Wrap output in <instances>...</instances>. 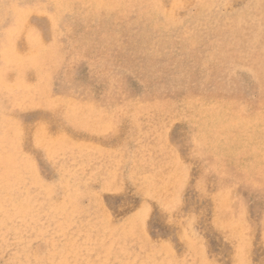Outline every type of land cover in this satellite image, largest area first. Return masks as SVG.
Returning a JSON list of instances; mask_svg holds the SVG:
<instances>
[{
  "label": "rangeland",
  "instance_id": "1",
  "mask_svg": "<svg viewBox=\"0 0 264 264\" xmlns=\"http://www.w3.org/2000/svg\"><path fill=\"white\" fill-rule=\"evenodd\" d=\"M0 264H264V0H0Z\"/></svg>",
  "mask_w": 264,
  "mask_h": 264
},
{
  "label": "bare ground",
  "instance_id": "2",
  "mask_svg": "<svg viewBox=\"0 0 264 264\" xmlns=\"http://www.w3.org/2000/svg\"><path fill=\"white\" fill-rule=\"evenodd\" d=\"M71 5V4H70ZM77 8V7H76ZM56 14V13H55ZM59 16V15H58ZM58 24V23H57ZM12 35V34H11ZM39 39V38H38ZM174 206V205H173ZM229 209H232V208H229ZM237 209V208H236ZM245 209V208H244ZM238 211V210H237ZM245 211H243V213H244ZM171 213V212H170ZM234 215V214H233ZM245 216V215H244ZM185 238H187V237H185Z\"/></svg>",
  "mask_w": 264,
  "mask_h": 264
}]
</instances>
